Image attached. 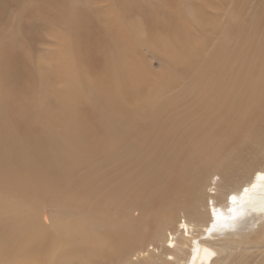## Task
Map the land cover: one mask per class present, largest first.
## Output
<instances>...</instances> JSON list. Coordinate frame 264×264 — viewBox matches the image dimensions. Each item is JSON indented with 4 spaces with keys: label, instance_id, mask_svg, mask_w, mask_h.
I'll return each instance as SVG.
<instances>
[{
    "label": "bare ground",
    "instance_id": "1",
    "mask_svg": "<svg viewBox=\"0 0 264 264\" xmlns=\"http://www.w3.org/2000/svg\"><path fill=\"white\" fill-rule=\"evenodd\" d=\"M143 2L106 8L89 64L58 27L23 86L0 35V264H241L250 247L264 264V0ZM149 45L179 78L200 63L198 95H166Z\"/></svg>",
    "mask_w": 264,
    "mask_h": 264
},
{
    "label": "rangeland",
    "instance_id": "2",
    "mask_svg": "<svg viewBox=\"0 0 264 264\" xmlns=\"http://www.w3.org/2000/svg\"><path fill=\"white\" fill-rule=\"evenodd\" d=\"M118 1L122 3V6H130V8L133 5L142 6L141 4H144V0H124V2L123 0H0V35L4 37L5 44L8 43V45L11 46L12 54H10V56H12L13 75L18 82V85L23 86L28 82L27 73L24 69V61L27 58V54L34 52L33 54L35 55L42 54L41 56H43L49 52V46L59 39L60 34L58 35L57 32L59 33L63 29V27L62 29L58 27L64 26V24L68 27V29H70L72 37L76 39H74L76 42L74 43L75 49L78 46L84 49H82L83 52H79L80 50L78 48L79 51L77 50V53L80 54V57L83 59L85 64H89V52L90 48H92L90 42H99V40H95L94 34H102L103 28L105 27L104 29H106V27L111 23L110 21H107L109 11L106 8L110 5L116 6ZM150 1L156 9H160L162 11L161 15L167 14L168 7H173L174 4H178L179 6L180 1H183L182 3H184V0ZM187 1L189 2L187 5L191 9L193 7V9L199 10L201 6L210 14H215L217 12L215 0H210V3L205 2V0ZM256 2L257 0H251L249 9L253 8ZM182 3L179 6L181 8ZM164 6H167L166 9ZM133 15L135 16V13ZM70 16L71 19L69 21L68 17ZM167 17L170 18L171 22L177 21L172 13H169ZM79 26H81V30ZM195 27L199 29L202 34H204L203 36L207 40H209L208 49L212 50L216 44L217 35L214 31H212L211 25H208V23H199L198 27ZM77 39H79V41ZM112 39L113 38H110L109 40ZM185 39L184 41L188 45H192L193 42L196 41L194 33L185 36ZM140 49L146 60H149L148 62L151 63L152 69L156 71H164L166 78L171 81L173 86L167 92V96H173L179 92H188L191 95H198V92L194 89H197L198 85L195 82V76L201 67L200 63H194L193 65L187 66L185 68L187 77L179 78L178 76L180 73L174 72L170 66L168 67L165 60L166 57L163 53L159 54L150 45L145 47L141 46ZM84 56L87 57V59H85ZM47 61L48 60L44 61V67L47 70L50 68L49 72H56L54 61L49 63ZM99 62L101 61L97 60L96 64L98 65ZM26 64H29V62H26ZM103 66L104 63L101 62L98 70H101ZM48 81L49 80L46 82ZM94 109L95 108H89L92 112ZM95 113L102 122L108 123L111 121L107 114H99L96 111ZM97 124L98 127L102 125L100 122ZM215 178L216 176L213 177V179ZM210 192H212V190ZM208 204H210V201H208ZM254 251L255 250L251 247L249 250H243L242 254L236 255L238 257L237 262L241 264H253L256 260V254ZM235 262L236 261H232L231 263Z\"/></svg>",
    "mask_w": 264,
    "mask_h": 264
}]
</instances>
